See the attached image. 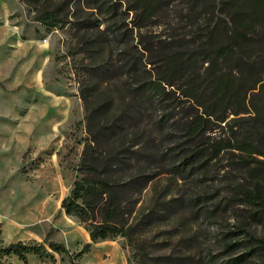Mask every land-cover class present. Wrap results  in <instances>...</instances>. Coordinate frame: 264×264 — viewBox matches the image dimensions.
I'll return each mask as SVG.
<instances>
[{"label":"rangeland","instance_id":"374dc122","mask_svg":"<svg viewBox=\"0 0 264 264\" xmlns=\"http://www.w3.org/2000/svg\"><path fill=\"white\" fill-rule=\"evenodd\" d=\"M225 4L231 2L220 0L217 15L225 16ZM140 6V0H0V243H40L50 227L51 239L70 254L90 242L88 226L60 211V203L79 176L89 137L80 98L85 70L110 61L113 79L88 85L87 104L93 109L111 102L101 123L136 118L118 125L115 143L102 140V151L130 148L138 158L144 145L153 154V179L133 207L146 264H264V212L246 197L263 180V158L204 151L213 141L259 144L263 131L250 113L229 115L226 125L191 145L182 127L192 109L179 93L165 86L169 94L154 102L135 91L154 82L167 57L196 39L198 9L192 0H160L148 14ZM52 12L62 23L47 29L37 18ZM75 23L87 29L77 31ZM43 45L50 51L46 63ZM134 99L138 115L129 109ZM201 150V158L184 164ZM135 198L125 201L127 209ZM166 201L171 206L164 210ZM149 214L153 218L145 220ZM10 262L21 264L14 257ZM28 262L51 264L34 255ZM53 264H69V256L54 254ZM78 264H134L133 250L117 236L93 243Z\"/></svg>","mask_w":264,"mask_h":264},{"label":"trees","instance_id":"16d2710c","mask_svg":"<svg viewBox=\"0 0 264 264\" xmlns=\"http://www.w3.org/2000/svg\"><path fill=\"white\" fill-rule=\"evenodd\" d=\"M229 1L231 5L225 4L227 12L221 17L217 15L220 0H192L198 8L193 32L196 39L187 41L183 52L167 57L165 71L154 82L135 91L147 95L154 102L155 97L163 98L169 94L166 87L179 93L188 108L192 109V113L186 115L182 127L191 145L207 134L214 133L217 129L214 127L226 125L229 115L250 113L251 119L263 131L259 144L246 139L235 140L234 143L229 140L213 141L212 144L206 143L204 151L211 150L217 154L221 150H230L256 155L263 158L259 163L264 166V1ZM140 2L142 12L148 14L156 8L160 0ZM102 7L104 6L97 8L99 12ZM37 21L47 29L57 28L62 23L59 14L54 12L39 16ZM73 25L77 31L87 29L77 23ZM98 26L99 24H94L96 30ZM98 32L105 34L99 30ZM86 37L88 40V34ZM190 44L195 45L194 50H191ZM115 71L110 61L85 70L80 98L84 105L89 137L82 151L79 176L70 193L60 203V211L88 226L90 242L83 245L77 253L70 254L64 244L51 239L53 228L50 227L40 243H0V264H13L10 262L12 257L21 264H28L29 255L48 259L53 264L54 254L68 255L69 264H78V260L90 251L93 243L111 240L117 236L124 237L132 248L134 264H146L144 249L138 248L135 240L140 221L134 216L133 207L153 179L148 173L153 154L144 145L136 152H139L138 158L133 156L130 148L102 151V140L112 141L121 127L118 125L136 118H127L129 116L126 115L121 120L101 123L98 117L103 111L108 113V104L111 102L106 101L93 109L87 104L88 85L94 82L98 88L104 82L112 80L114 76L111 75ZM176 80H183V86L177 87ZM131 104L129 109L138 115L141 108L139 102L134 99ZM163 123L164 118L158 122ZM112 142L115 143L116 140ZM202 152L197 151L190 159L185 158L184 164L189 165L201 158ZM261 175L263 180H257L253 192L246 197L251 205H256V199L264 212V170ZM134 198L132 207L127 209L125 201ZM170 204V201H166L163 209H168ZM152 218L153 214L145 216V220ZM259 244L264 251V241H259ZM171 255L167 257L168 260L172 258Z\"/></svg>","mask_w":264,"mask_h":264},{"label":"crops","instance_id":"0c3cea01","mask_svg":"<svg viewBox=\"0 0 264 264\" xmlns=\"http://www.w3.org/2000/svg\"><path fill=\"white\" fill-rule=\"evenodd\" d=\"M44 47H47V49H45ZM41 49L44 50L43 52L45 53V63H46L49 59V54H50L49 47L43 45ZM87 237L89 238L88 235H87ZM28 264H29V262H28Z\"/></svg>","mask_w":264,"mask_h":264},{"label":"bare ground","instance_id":"6f19581e","mask_svg":"<svg viewBox=\"0 0 264 264\" xmlns=\"http://www.w3.org/2000/svg\"><path fill=\"white\" fill-rule=\"evenodd\" d=\"M46 42H47V40H46ZM46 42H45V43H46Z\"/></svg>","mask_w":264,"mask_h":264},{"label":"built area","instance_id":"2783aa9c","mask_svg":"<svg viewBox=\"0 0 264 264\" xmlns=\"http://www.w3.org/2000/svg\"><path fill=\"white\" fill-rule=\"evenodd\" d=\"M47 40V39H46ZM45 43V42H44Z\"/></svg>","mask_w":264,"mask_h":264}]
</instances>
